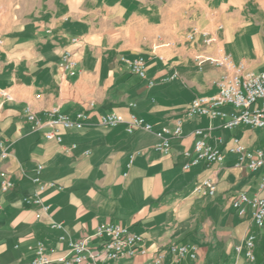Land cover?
I'll return each mask as SVG.
<instances>
[{"label": "crops", "instance_id": "crops-1", "mask_svg": "<svg viewBox=\"0 0 264 264\" xmlns=\"http://www.w3.org/2000/svg\"><path fill=\"white\" fill-rule=\"evenodd\" d=\"M87 30L81 19L54 15L0 37V92L7 90L14 97L3 102L0 93V143L10 153L0 168L14 182L9 191L0 190V264H32L35 251L30 247L37 242L54 260L70 257L69 241L88 237L108 223L128 226L143 242L132 255L98 264H152L159 252L165 253L162 264H264V230L250 215L240 216L231 203L240 191L264 197L259 189L264 166L252 171L228 149L234 137L250 150L264 149V129H226L224 119L188 115L196 96L218 93L224 73L210 62L200 63L199 55L216 57L222 50L252 72L255 65L217 41H197L164 55L119 53L92 44ZM67 51L76 60L73 74L62 66ZM137 55L146 59L145 79L123 61L124 56ZM27 105L44 121L53 108L70 117L84 113L87 125L62 130L60 143L48 140V127L32 130L24 111ZM108 113L142 117L152 130L130 133L124 123L98 125L100 116ZM180 120L182 135L175 136ZM198 128L210 133L207 141L223 151L224 160L200 161L185 169L189 158L184 152L193 153V132ZM165 130L171 132L167 136L172 146L162 154L155 149L156 133ZM38 165L43 166L39 174ZM36 176L52 184L40 190L33 181ZM205 180L215 183L213 194L196 190ZM36 194L48 207L40 218L39 206L25 201ZM252 234L254 260L246 255V240ZM172 243L196 246V257L175 259Z\"/></svg>", "mask_w": 264, "mask_h": 264}, {"label": "built area", "instance_id": "built-area-1", "mask_svg": "<svg viewBox=\"0 0 264 264\" xmlns=\"http://www.w3.org/2000/svg\"><path fill=\"white\" fill-rule=\"evenodd\" d=\"M198 34V28L194 27L189 33L188 38L194 39ZM204 43L210 45L216 41V37L208 31L202 32ZM76 40V39H75ZM1 43V41H0ZM200 63L210 62L224 69V73L218 81V93L215 96H196L191 102L188 109V115H207L210 118L224 119L223 127L226 129H235L240 126L250 128L264 129V71L255 73L246 68L243 63H237L228 53L219 51L216 57L199 55ZM123 61L128 65L130 71L140 78H147V64L143 55H137L134 58L124 56ZM76 60L74 53L65 52L62 55V66L65 70L73 74ZM150 85L154 82L149 81ZM1 95L3 102H11L14 100L13 95L2 90ZM25 115L31 123L32 130L49 129L44 132L48 140L61 142L62 130L67 129H82L87 125L88 116L84 113H79L76 117H70L63 114L58 108H53L47 112L48 119L42 120L37 112L27 105ZM182 120L178 121L173 132L175 136L182 135ZM125 124L128 132H133L136 129L152 130V125L144 118L132 115L129 119H125L116 113H108L101 115L98 120V125L103 127H115L119 124ZM195 142L193 153L189 150L184 152V155L189 158L185 163L184 168L189 169L191 166L205 161L207 164H220L224 160L223 151L209 144L207 139L210 133L205 129L198 128L194 130ZM159 142L155 144V149L162 154H167L171 150V138L167 134H171L169 130L156 133ZM73 145L67 150L73 149ZM229 151L235 153L239 157V163L247 162V167L252 171H257L264 166V149L256 148L250 150L239 137H234L228 147ZM88 153V151H87ZM9 151L0 143V163L9 158ZM43 169L42 165L36 168L39 174ZM40 190L45 189L52 183L46 182L41 177L33 178ZM14 187V182L10 179L6 171L0 168V190L7 192ZM264 190V170L261 176L260 188ZM198 192L203 195L213 194L216 190V185L210 180H205L196 187ZM28 204H36L40 210L37 217L40 218V212H46L48 207L43 204V199L37 194L34 197L25 199ZM232 207L236 212L246 217L250 215L255 225L264 230V197L260 195L250 196L248 193L237 192L232 199ZM3 206L0 198V214ZM53 227L62 228L61 224L53 223ZM255 235H249L246 240V255L249 259L254 260ZM63 239V237H62ZM95 240H99L96 246L93 245ZM143 242V237L132 232L128 226L121 224H104L97 227L95 232L83 239L69 241L70 257L63 256L57 259H52L46 252V247L42 242H37L30 249L35 251V257L32 264H51L58 262L60 264H98V261L108 263L112 260L119 259L124 255H132L138 251V247ZM241 250V247H238ZM170 251L175 259H183L187 256L196 257V246L186 244L172 243ZM141 252H145L141 249ZM165 259V253L159 252L154 255L152 264H162Z\"/></svg>", "mask_w": 264, "mask_h": 264}, {"label": "rangeland", "instance_id": "rangeland-1", "mask_svg": "<svg viewBox=\"0 0 264 264\" xmlns=\"http://www.w3.org/2000/svg\"><path fill=\"white\" fill-rule=\"evenodd\" d=\"M54 15L85 21L92 44L119 53L178 52L211 31L218 46L264 71V0H0V37Z\"/></svg>", "mask_w": 264, "mask_h": 264}]
</instances>
